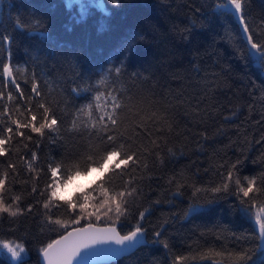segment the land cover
Masks as SVG:
<instances>
[{"label": "trees", "instance_id": "1", "mask_svg": "<svg viewBox=\"0 0 264 264\" xmlns=\"http://www.w3.org/2000/svg\"><path fill=\"white\" fill-rule=\"evenodd\" d=\"M246 10L252 31L257 38L264 37V0H247ZM37 21L43 36L34 31ZM3 36H10L12 43L0 40V61L13 64L24 95L7 82L0 64V89L5 91L0 98L4 113L0 134L9 126L16 132L11 124V119L20 118L15 109L29 116L27 109L35 110L40 103L56 115L58 124L63 121L51 136L47 130L40 138L28 129H22L24 137L13 134L8 155L0 157V172L8 170L9 163L17 166L9 177L10 181L15 177L11 196L20 195L22 207L41 201L31 214L0 218V238L24 243L27 264H42L38 248L58 237V226L46 217L68 219L63 208L44 209L43 197L29 195L33 183L43 190L47 177L35 178L27 161L36 152L33 167L40 172L47 162L60 160L65 145L73 148L95 140L85 132L90 118L82 110L94 105L98 92L123 93L121 99L130 106L122 113L128 117L123 130L132 147L142 153L134 169L113 177L118 185L132 181L142 192L130 205L132 215L124 229L135 223L145 207L151 212L142 222L148 229V243L109 264H174L177 256L186 258L180 264H236L227 259L228 253L241 249L249 253L248 264H252L259 255L258 228L234 206L235 197L185 215L190 190L183 197L175 196L176 182L201 187L218 181L216 173L223 168L217 165L225 161L239 159L241 176L264 171L260 163L264 68L250 57L234 17L215 14L214 0H120L119 6L110 0H73L71 7L69 0H4L0 7ZM33 82H38L39 97L31 92ZM8 91L13 93L12 101L7 100ZM97 114L95 108L92 121ZM29 134L32 140L26 138ZM157 146L158 156L153 153ZM160 158L165 160L163 166ZM100 179L108 177L98 172L64 195L87 189ZM156 231L167 248L153 242ZM0 264H14L2 249Z\"/></svg>", "mask_w": 264, "mask_h": 264}, {"label": "snow or ice", "instance_id": "2", "mask_svg": "<svg viewBox=\"0 0 264 264\" xmlns=\"http://www.w3.org/2000/svg\"><path fill=\"white\" fill-rule=\"evenodd\" d=\"M75 2L78 3L79 0ZM110 2L113 6H119L120 0H110ZM72 3L73 0H69V7ZM3 4L4 0H0V7ZM99 6L103 7V3ZM246 9L247 0H219V2L214 0L215 14L220 17L235 18L247 43L250 57L257 65L264 68V37L257 38L252 31ZM85 11L86 9L81 6V12ZM40 23L41 21L36 22L34 31L43 36L45 33L40 31ZM0 40L12 43L10 36H3ZM128 47L130 50L131 44ZM0 64H2L3 76L8 78L7 82L14 85L19 95L23 96L20 84L16 82L14 76L13 64L2 61ZM115 71L120 73L121 69L116 68ZM100 83L103 84L104 81L101 80ZM31 92L40 96L38 82L32 83ZM122 95L123 93L112 95L98 92L94 105L88 104L82 110L86 111L90 118L89 127L85 128V132H88L90 137H95V140H90L88 144H81L79 147L68 148L65 145L66 151L60 160L47 162L41 167L40 172L33 167L37 160L36 152H32L31 158L27 161V169L29 173L35 174V178L38 179L41 175L47 177L43 190L39 188L38 183H33L29 195L43 197L44 209L59 206L68 216V219L46 217L50 224L58 226V238L43 242L38 248L44 264H109L111 260L129 254L138 246L148 243L146 239L148 229L142 222L146 214L151 215L149 208L145 207L138 212V218L131 227L127 229L123 227L129 223V217L132 215L129 210L130 205L135 203L142 192L133 186L132 181L119 185L113 181V177H123L129 169H134L142 155L132 147L129 142L130 138L125 136V130H123L124 121L128 117H122V113L127 112L130 106L121 99ZM4 96L5 91L0 89V98ZM13 99V93L8 91L7 100L12 101ZM95 108L99 109V114L92 121L91 117L94 115ZM27 111L29 116L15 109L20 117L11 119V124L16 126V132L14 133L13 128L9 126L6 132L0 134V157L8 155V144L13 134L20 137L25 136L22 129H28L30 133H35L40 138L45 137L46 130L47 135L51 136L63 124V121L58 124L56 115L50 112V109L43 103L38 104L35 110L29 107ZM133 115L138 116L139 113ZM3 116L4 113L0 112V118ZM143 123L141 120L140 124L143 125ZM26 138L33 139L30 134ZM53 143L56 141L53 140ZM150 143L154 145L155 141ZM158 147L153 148V153L157 156ZM256 162L253 161V163ZM164 163V158H160L161 166ZM240 163L242 162L237 159L235 162L225 161L223 164H218L217 168H223V172L217 171L218 181H209V186L197 187L195 183L182 185L176 182L175 196L183 197L185 190H190V203L185 215L207 211L212 205L229 197H235L237 203L234 206L250 216L258 228L261 242L257 245L256 251L259 255L252 261V264H264V171L251 176H241L238 170ZM260 163L264 165V158ZM68 164H71V174H68ZM16 167V164L9 163L8 170L0 172V218H3L4 214L10 218L31 214L36 205L41 203L37 200L35 203L22 207V197L20 195L11 196L10 183L15 182V177L12 181L9 177L11 172H15ZM92 172L103 173L108 179L97 180L89 188L81 189L79 192L73 191L71 195L62 194L64 189L74 182L75 177L86 176ZM172 182L175 180L170 181ZM155 203H160V201ZM160 236L161 232L156 231L153 242L162 243L167 248L168 244L160 240ZM0 249L14 264H27L25 256L28 248L24 243L16 239L0 238ZM185 259L183 256H177L174 264H180ZM227 259L230 262L235 261L236 264H248L250 256L247 251L241 249L239 252H229Z\"/></svg>", "mask_w": 264, "mask_h": 264}, {"label": "rangeland", "instance_id": "3", "mask_svg": "<svg viewBox=\"0 0 264 264\" xmlns=\"http://www.w3.org/2000/svg\"><path fill=\"white\" fill-rule=\"evenodd\" d=\"M98 172H92L90 175H87L80 179V177L75 178L74 182L70 183L68 187H66L63 191V194H67L70 191H72L78 184L81 182L82 184H85L91 177H94ZM257 227V226H256ZM222 264V263H220Z\"/></svg>", "mask_w": 264, "mask_h": 264}, {"label": "water", "instance_id": "4", "mask_svg": "<svg viewBox=\"0 0 264 264\" xmlns=\"http://www.w3.org/2000/svg\"><path fill=\"white\" fill-rule=\"evenodd\" d=\"M57 238H58V237H57ZM146 239H147V238H146ZM138 247H139V246H138ZM134 250H135V249H134ZM134 250H133V251H134ZM126 255H127V254H126ZM121 257H123V256H121ZM121 257H118V258H121ZM118 258H115V259H118ZM115 259H113V260H115ZM113 260H111V261H113ZM111 261H110V262H111ZM41 263L44 264V261H43V257H42V256H41Z\"/></svg>", "mask_w": 264, "mask_h": 264}]
</instances>
